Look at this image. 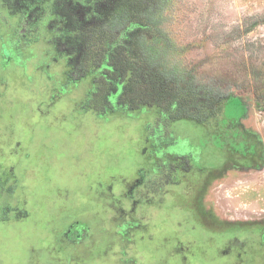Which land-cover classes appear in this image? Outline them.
Here are the masks:
<instances>
[{"label": "rangeland", "instance_id": "rangeland-1", "mask_svg": "<svg viewBox=\"0 0 264 264\" xmlns=\"http://www.w3.org/2000/svg\"><path fill=\"white\" fill-rule=\"evenodd\" d=\"M41 9L0 2V264H60L47 259L70 219L115 245L102 261L119 264L128 251L142 264L147 255L129 238L146 236L143 217L164 219L155 236L195 227L184 238L210 252L203 264H264V0H114L105 20L82 25L90 51L75 66L54 43V7ZM133 24L136 65L221 98L211 116L130 111L98 87L105 37ZM16 159L20 203L8 194L21 188ZM186 214L182 227L170 222Z\"/></svg>", "mask_w": 264, "mask_h": 264}, {"label": "trees", "instance_id": "trees-1", "mask_svg": "<svg viewBox=\"0 0 264 264\" xmlns=\"http://www.w3.org/2000/svg\"><path fill=\"white\" fill-rule=\"evenodd\" d=\"M113 1L92 0L86 6L82 4V0H0L1 5L9 9L19 6L22 13L32 10L33 7L35 12H38L43 7L44 14L54 7L51 16L58 18L62 25L59 26L60 35L54 37V43L56 47L66 46L64 50L67 52L68 64L71 66L76 65L80 56H88L89 52L87 51H90L85 49L86 45L83 43L87 36L83 34L82 25L95 18L96 22L105 20V11L110 8ZM81 7H86L87 12L84 13ZM81 11L83 14L80 13ZM80 14L82 19H80ZM139 28L133 24V26L125 28L117 38L105 37L109 39L108 42H105L103 49L108 73L104 74L106 79H100L98 87L102 83L106 85L107 96L115 94L117 104L130 111L138 110L144 106H157L167 111L169 117L174 116L175 108L178 109L177 116L179 117L199 119L204 113L205 118L211 116L221 98L209 97L208 93H202L199 90L192 91L189 87L183 89L178 86L176 81L163 78V73L159 77L154 73L144 72L145 68L142 63L136 65V61L140 57L136 54L138 49H135L134 31ZM71 45L75 48L69 49L68 47ZM81 45H83L82 48H80ZM109 86L113 88L111 93L108 92Z\"/></svg>", "mask_w": 264, "mask_h": 264}, {"label": "flooded vegetation", "instance_id": "flooded-vegetation-1", "mask_svg": "<svg viewBox=\"0 0 264 264\" xmlns=\"http://www.w3.org/2000/svg\"><path fill=\"white\" fill-rule=\"evenodd\" d=\"M12 164L13 166L12 165L11 166L14 167L15 169L16 178L19 182V185H21V188L19 189V187L17 188L16 185H13L9 189L8 194L9 196H12L11 198H13L16 202L20 203L22 201V197L27 196V194H25L24 192L26 182L22 174L24 169L23 168L24 164L21 161L19 162V159H16V162ZM139 203L141 204L142 202L140 201ZM114 204H116V202H114ZM143 204L148 205L147 202ZM115 208L118 209V206ZM104 213L106 215H109L106 218V220L113 219L110 217L111 213L108 212V208L104 209ZM145 214H148L149 216L152 215V214L150 215V213H148L147 211H145ZM186 215L187 216L180 218L175 216L174 218L170 219V222H173L175 226L182 227L186 222L187 223L189 222L188 220L190 218H192L189 217L188 214ZM120 216L121 215H119L118 217ZM146 219L147 217L146 218L143 217V221L141 222L142 228L139 229L143 231L144 234H146V236L140 235V239H137L136 237H135L136 239L129 238L133 246L137 245L138 251L142 253L141 255H147V259L146 258L142 259L141 261L142 264H203V262L210 261L209 259L210 252H209V256L206 257L204 255L205 248L198 246L197 242L194 243L192 241V239H194V235L192 236L191 239L184 238V235L187 234V232L195 233L196 232L195 227L192 226L189 228V230L183 228L179 229L177 227V230L173 231L172 233L168 231L169 237L168 236L162 237L160 235L155 236L154 233H152V231L160 230L164 219L156 221V219L152 218L150 220L151 222H149ZM63 221L64 218L59 220V222L61 223L60 226L62 225ZM67 222L69 223L62 231L64 234L62 240H59L58 238L59 234L54 235L53 244L57 245V249L55 248V251L51 254L50 258L47 260H49V262H58L60 264H81L83 263V261L86 262L85 260H88L87 259L88 257L89 259L91 258V260H94L93 261L94 264L96 263L107 264L106 261H102L100 259L99 255L100 254L104 255L103 253L108 255L111 252V248L113 249L115 245L110 243L108 239L105 240V237L102 236L103 234H101L99 230L90 228L89 224L83 221L82 219H70ZM151 224L154 227H152ZM95 236H101L103 238L97 239L95 238ZM63 241H68L71 244L63 243ZM224 244L223 243L216 244L217 245L216 249L219 250L221 247H224ZM233 246L243 247L244 245H240L235 241V244ZM118 249L119 252H123L119 246ZM84 252H86L85 253L86 255L84 254ZM127 254L128 255H126V251H125V255L122 253V259L123 258L126 259L120 260L119 264H125V263L136 264V262L140 261L138 259H134L133 257H131L128 251ZM213 257H215V255ZM36 260L38 264H41V261L39 259ZM113 263L118 264L115 261H113Z\"/></svg>", "mask_w": 264, "mask_h": 264}]
</instances>
